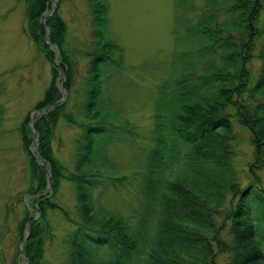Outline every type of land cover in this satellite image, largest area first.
Instances as JSON below:
<instances>
[{"label": "trees", "instance_id": "obj_1", "mask_svg": "<svg viewBox=\"0 0 264 264\" xmlns=\"http://www.w3.org/2000/svg\"><path fill=\"white\" fill-rule=\"evenodd\" d=\"M263 2L231 0L225 7L226 18L219 21L210 12L215 2L208 1L210 13L189 28V43L197 39L199 45L189 47L194 50L182 61L174 60L160 82L153 145L140 179L141 209L129 219L118 213L98 214L95 209L94 189L99 183L122 184L126 176H103L94 170L96 158L105 153L94 147L95 137L105 129L104 120L94 119L100 113L107 73L122 60L118 44L105 36L107 4L90 0L95 43L79 109L89 120L80 124L83 132L74 170L66 169L52 147L58 119H72L66 112L67 99L33 124L34 152L44 164L31 153L34 131L29 112L18 127L30 179L35 182L34 188L26 189L32 194L28 204H36L35 215L40 213L23 245L29 264L40 263L44 240L52 235L47 209L65 211L53 199L62 178L74 185L80 216L66 240V264H264V28L257 24ZM50 3L25 0L26 31L51 61L50 81L33 107L38 111L59 98V79H64L68 92L71 89L73 62L64 49L66 23L58 9L48 12ZM50 43L60 49L57 62ZM255 48L260 66L251 80L247 63ZM60 72L64 76L59 77ZM233 115L248 128L253 146L250 177L244 184L232 166ZM33 215L26 212L20 220L18 241Z\"/></svg>", "mask_w": 264, "mask_h": 264}, {"label": "rangeland", "instance_id": "obj_2", "mask_svg": "<svg viewBox=\"0 0 264 264\" xmlns=\"http://www.w3.org/2000/svg\"><path fill=\"white\" fill-rule=\"evenodd\" d=\"M57 1L51 0L48 12L58 9L65 21L64 49L73 62L71 89L68 92L63 87L64 79H59L57 86L61 93L57 101L67 99L66 112L72 114V119H58L52 147L66 169L74 170L83 132L80 124L89 120L79 109L86 95L88 63L95 43L93 15L90 0ZM104 1L108 15L105 36L120 47L122 62L112 64L107 73L100 113L94 119L104 120L105 124L94 141L95 149L102 148L105 152L96 158L94 170L103 176L125 175L126 180L122 184L99 183L94 189V202L98 214L118 213L133 219L141 209L140 179L153 145V114L160 82L168 75L174 60L182 61L185 55L189 56V50H194L193 46L199 45L197 39L189 43L193 23L210 12L223 21L227 15L225 7L231 0H213L215 10L210 12L206 4L211 0ZM257 24L264 28V2ZM26 27L25 0H0V264H29L27 257L19 253L24 244L18 241V225L26 212L34 214L25 222V235L40 214L38 210L35 215L36 204H28L32 194L26 189L30 185L34 188L35 182L30 179L18 127L28 112L31 119L42 114L33 107L50 81L51 61L29 37ZM50 47L57 62L60 49L57 45ZM256 50L247 63L251 80L257 77L260 66ZM62 75L60 72L59 77ZM231 122L232 166L244 184L250 177L248 164L253 159V146L248 128L238 122L236 115ZM30 147L41 163L33 146ZM256 171L260 177L261 170ZM75 196L73 183L62 178L53 199L65 211L57 207L47 209L52 235L44 240L39 264H66L69 250L66 240L75 227L73 221L80 219Z\"/></svg>", "mask_w": 264, "mask_h": 264}, {"label": "water", "instance_id": "obj_3", "mask_svg": "<svg viewBox=\"0 0 264 264\" xmlns=\"http://www.w3.org/2000/svg\"><path fill=\"white\" fill-rule=\"evenodd\" d=\"M57 102H55V103H53V105L54 104H56ZM53 105H50L49 107H47V108H45L44 110H43V112H46L50 107H52ZM39 116V115H38ZM35 139H36V132L34 131V139H33V142L32 143H34L35 142ZM29 230V229H28ZM27 230V231H28ZM27 235H28V233H26V235L24 236V238L20 241V244H22L23 242H24V240L26 239V237H27ZM20 251L22 252V248L20 247Z\"/></svg>", "mask_w": 264, "mask_h": 264}]
</instances>
